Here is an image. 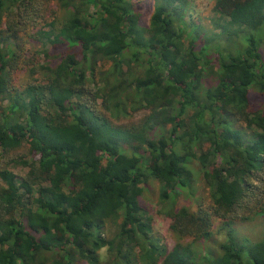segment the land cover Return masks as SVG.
<instances>
[{
	"label": "trees",
	"instance_id": "obj_1",
	"mask_svg": "<svg viewBox=\"0 0 264 264\" xmlns=\"http://www.w3.org/2000/svg\"><path fill=\"white\" fill-rule=\"evenodd\" d=\"M213 1L233 49L186 36L188 0H154L146 26L130 0H0V264H264V235L197 248L215 218L264 212V0Z\"/></svg>",
	"mask_w": 264,
	"mask_h": 264
},
{
	"label": "rangeland",
	"instance_id": "obj_2",
	"mask_svg": "<svg viewBox=\"0 0 264 264\" xmlns=\"http://www.w3.org/2000/svg\"><path fill=\"white\" fill-rule=\"evenodd\" d=\"M130 1L134 3V7L141 15V24L146 26L149 22L151 13L153 12L154 0ZM213 7V0H188V4L182 16L183 28L186 32V36H188L190 33H193L194 31L200 30L199 32L202 36L206 35L204 40L209 41L212 47L217 45L224 47L227 46V50L233 49L234 45L227 44L224 38L220 37L214 38L213 40L210 39L212 35L218 34L220 31V29L215 28V23L216 21H218V15L213 12ZM221 8L224 9L223 6ZM21 43V46L25 50H28L30 52H34L38 49L31 42H29L26 37H23ZM206 81L208 82V85L214 84L213 78L207 79ZM105 114L114 125H123L128 123L129 119L140 116L142 112L136 113L134 117L131 118H125L120 114H117L113 109L110 110V113ZM14 172L17 175L21 176L24 173V169L16 168L14 169ZM206 203L207 199L205 193L199 190L193 199L186 198L184 195L180 196L177 199L175 205L178 207L186 206L189 207L192 211H197L200 205L205 206ZM142 205L144 206L147 215L152 219L154 235L159 238L160 243L164 244L167 249L171 248V246L174 244L175 239L169 230L171 222L162 212V207L159 203L157 183L151 182L146 187L142 195ZM255 211H264V198L259 203V206L257 207V209H255ZM247 216L248 218L246 220H235L229 225V227L222 229H219L221 221L215 218L213 220L212 237L207 240V242L201 243L197 248L200 249L204 247L205 249L218 251L220 244L225 241L226 233L229 229L238 241L248 240L249 242H257L261 240L264 235V212L258 214L247 213ZM110 259L112 260V258L109 257V255L103 250L102 262L105 263Z\"/></svg>",
	"mask_w": 264,
	"mask_h": 264
}]
</instances>
